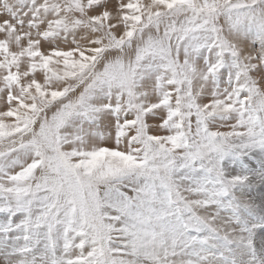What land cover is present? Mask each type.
<instances>
[{"label":"snow or ice","instance_id":"snow-or-ice-1","mask_svg":"<svg viewBox=\"0 0 264 264\" xmlns=\"http://www.w3.org/2000/svg\"><path fill=\"white\" fill-rule=\"evenodd\" d=\"M0 264H264V0H0Z\"/></svg>","mask_w":264,"mask_h":264},{"label":"rangeland","instance_id":"rangeland-1","mask_svg":"<svg viewBox=\"0 0 264 264\" xmlns=\"http://www.w3.org/2000/svg\"><path fill=\"white\" fill-rule=\"evenodd\" d=\"M0 219H2V217H0Z\"/></svg>","mask_w":264,"mask_h":264}]
</instances>
